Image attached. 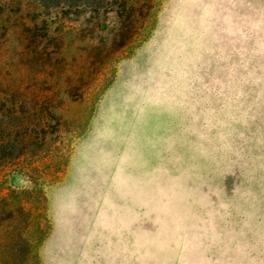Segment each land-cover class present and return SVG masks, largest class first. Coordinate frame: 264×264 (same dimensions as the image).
I'll list each match as a JSON object with an SVG mask.
<instances>
[{
	"label": "rangeland",
	"instance_id": "rangeland-1",
	"mask_svg": "<svg viewBox=\"0 0 264 264\" xmlns=\"http://www.w3.org/2000/svg\"><path fill=\"white\" fill-rule=\"evenodd\" d=\"M4 1L0 264H264V0Z\"/></svg>",
	"mask_w": 264,
	"mask_h": 264
},
{
	"label": "trees",
	"instance_id": "trees-1",
	"mask_svg": "<svg viewBox=\"0 0 264 264\" xmlns=\"http://www.w3.org/2000/svg\"><path fill=\"white\" fill-rule=\"evenodd\" d=\"M32 4H37L38 7L44 9L45 11H51V10H57L59 8H75L78 10L79 13H85L88 11V13H96L98 6L103 2V0H30ZM33 5V6H34ZM35 7V6H34ZM8 9L7 3L4 0H0V38L4 37L6 34V20L2 18L3 11H6ZM39 21V25L37 24ZM42 22H40L39 19L34 20L32 27H27V30L29 31H38V30H44L46 31V28L41 25ZM33 114H27L25 121L21 119L22 121V132L24 136L27 134L30 138L31 132L35 131L38 127H40V124L38 122V119L33 118ZM8 131V130H7ZM13 128H11L10 131L7 132V136L4 139L5 135L0 134V163L4 161H8L12 158H15L16 156L21 155V144L25 145L29 144V138L26 141H21L19 143H16L13 139L10 137L12 136ZM18 133V132H15ZM26 137V136H25Z\"/></svg>",
	"mask_w": 264,
	"mask_h": 264
}]
</instances>
